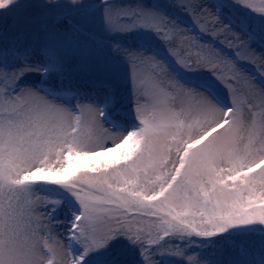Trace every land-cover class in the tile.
<instances>
[{"label":"snow or ice","instance_id":"snow-or-ice-1","mask_svg":"<svg viewBox=\"0 0 264 264\" xmlns=\"http://www.w3.org/2000/svg\"><path fill=\"white\" fill-rule=\"evenodd\" d=\"M17 25L34 30L0 57V264H122L120 241L136 264L264 249V0H24ZM140 31L226 91L114 39Z\"/></svg>","mask_w":264,"mask_h":264},{"label":"rangeland","instance_id":"rangeland-1","mask_svg":"<svg viewBox=\"0 0 264 264\" xmlns=\"http://www.w3.org/2000/svg\"><path fill=\"white\" fill-rule=\"evenodd\" d=\"M93 2H97V0H93ZM24 0H21L20 4L12 6L10 9L0 11V33L5 34L4 36H0V57H2L6 52L7 48L5 47V36L10 41L15 37L18 31L24 29L29 34L34 30L30 26L27 25H17L15 29H13V23L18 19L21 14V9L23 7ZM67 23V22H66ZM29 38L31 36L29 35ZM115 40L119 41L120 43L124 44L125 46L132 47L133 49L137 48L138 46L147 44L149 45V50H156L158 51L159 55L164 57L168 60L171 64L172 68L176 72L179 79L188 83L189 85L193 86H204V84H199V82L205 81L211 84H214L216 88L223 93L224 90L221 85L215 83L210 73H188L185 72L182 68H180L170 57L166 55L164 48L160 45V43L156 40L154 34L146 33L144 31L130 33L126 36H118L114 38ZM103 51L106 55H111L110 49L105 44ZM49 67L52 71H55L54 61L50 59ZM123 71V70H122ZM30 80H38L39 76L36 73L29 74ZM86 87V84H83ZM201 86V87H202ZM117 90L118 94L122 98L123 104L125 106L129 103V92L127 87L125 86L123 80L121 79L117 83ZM121 115H126V113L121 111H117L113 114L109 115V119L111 120L110 123H115L117 125L126 126L124 125L123 121L117 119V117ZM88 163L87 161H82L77 167H83L84 164ZM219 239V238H218ZM236 247L233 248L232 244H227L224 246L225 249V256L226 257H234V259L238 262V264H260V261L264 259V249H262L259 240L258 234L257 236L253 237H237L234 241ZM243 247L247 249L246 253H240L239 249ZM221 245L217 244L215 249L208 248L204 249V252L212 256L215 252L220 251ZM112 251L120 256L122 260V264H136L138 259V253L134 250L130 249L126 242L120 241L114 244ZM169 261L170 264H179L174 258H164L162 260V264H167Z\"/></svg>","mask_w":264,"mask_h":264}]
</instances>
